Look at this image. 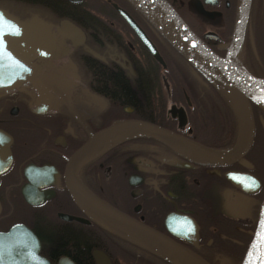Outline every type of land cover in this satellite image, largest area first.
<instances>
[{
  "label": "flooded vegetation",
  "instance_id": "1",
  "mask_svg": "<svg viewBox=\"0 0 264 264\" xmlns=\"http://www.w3.org/2000/svg\"><path fill=\"white\" fill-rule=\"evenodd\" d=\"M167 1L216 53L234 52L264 78V0H251L238 37L239 0ZM0 10L40 25L36 45L17 46L44 82L0 88V264H176L82 209L67 165L92 134L135 118L227 152L240 126L229 95L127 0H0ZM250 104L253 141L232 162H201L169 141L134 134L81 162L76 177L209 264H241L264 201V100Z\"/></svg>",
  "mask_w": 264,
  "mask_h": 264
},
{
  "label": "water",
  "instance_id": "2",
  "mask_svg": "<svg viewBox=\"0 0 264 264\" xmlns=\"http://www.w3.org/2000/svg\"><path fill=\"white\" fill-rule=\"evenodd\" d=\"M127 1L175 51L229 95L239 116L237 141L229 151L220 152L149 120L137 118L115 121L92 134L71 156L66 171L67 186L77 204L104 226L125 233L143 245L154 247L176 264H209L189 249L94 195L79 183L75 169L99 150L134 134L155 136L169 141L201 162H232L244 155L253 141L254 120L250 99L264 100V78L249 73L234 52L221 56L211 49L167 0ZM250 3L251 0L238 1L235 25L237 37L242 33ZM131 23L152 54L159 56L154 43L138 23L133 19ZM37 26L40 25H37L36 20L21 22L0 10V88L12 87L16 81L41 87L43 82L38 79L42 77V71L17 46L18 43L36 45L40 35L35 29ZM241 264H264V201L256 230Z\"/></svg>",
  "mask_w": 264,
  "mask_h": 264
},
{
  "label": "trees",
  "instance_id": "3",
  "mask_svg": "<svg viewBox=\"0 0 264 264\" xmlns=\"http://www.w3.org/2000/svg\"><path fill=\"white\" fill-rule=\"evenodd\" d=\"M106 80L107 81L112 80L113 83H114V86H115L116 90H120L122 88V86H123V83H121L118 80H114V79H111V78L110 79L109 78H106Z\"/></svg>",
  "mask_w": 264,
  "mask_h": 264
},
{
  "label": "bare ground",
  "instance_id": "4",
  "mask_svg": "<svg viewBox=\"0 0 264 264\" xmlns=\"http://www.w3.org/2000/svg\"><path fill=\"white\" fill-rule=\"evenodd\" d=\"M235 55V54H234ZM43 84H44V82H43ZM192 252V251H191ZM192 253H194V252H192ZM194 254H196V253H194ZM197 255V254H196Z\"/></svg>",
  "mask_w": 264,
  "mask_h": 264
}]
</instances>
